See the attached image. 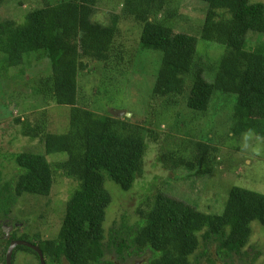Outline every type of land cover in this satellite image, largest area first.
<instances>
[{
    "label": "trees",
    "instance_id": "obj_1",
    "mask_svg": "<svg viewBox=\"0 0 264 264\" xmlns=\"http://www.w3.org/2000/svg\"><path fill=\"white\" fill-rule=\"evenodd\" d=\"M100 1L42 0L40 7L30 8L20 21L0 20V79L2 73L4 79L11 77L14 70L19 77L26 76L35 60L46 61L47 66V75L34 89L43 96L42 109L32 111L31 117L17 116L13 123L31 143L43 142L46 155H68L67 161L52 165L46 155L17 154L15 185L0 188V220L9 218L12 207L23 198L48 197L56 173L79 183L57 237L46 241L40 235H20L15 228L4 240L6 250L0 255L4 264L5 253L15 240L38 246L49 264H121L133 255L146 256L140 264H245L255 223L264 238V194L241 186L230 189L220 213L209 214L158 191L138 207L133 226L123 221L106 235L105 221L112 204L108 181L130 192L144 176L148 145L157 137L148 125L151 113L150 120L137 121L134 116L102 115L79 107L78 76L87 71L83 60L88 58L100 64L94 70L100 74L131 66L134 54L127 56L118 39L121 16L132 18L142 28L140 49L163 55L153 89L155 99L170 104L182 97L189 110L203 114L217 95L226 96L231 105L216 112L227 117L222 125L230 131L226 135L239 138L253 133L264 139V41L247 40L251 33L264 36V1L198 0L206 11L198 28L190 30L176 25L180 14L172 7L173 0H122L121 15L113 13L108 19L101 12L98 17ZM5 2L0 0V8ZM203 41L222 46L219 62L207 60V48L198 50ZM54 104L72 108L66 134L46 130L45 110ZM218 138L206 136L195 142L191 158L173 153L161 162L186 169L190 175L211 176ZM3 236L0 233V243ZM19 253L39 261L35 251L19 246L13 263Z\"/></svg>",
    "mask_w": 264,
    "mask_h": 264
},
{
    "label": "rangeland",
    "instance_id": "obj_2",
    "mask_svg": "<svg viewBox=\"0 0 264 264\" xmlns=\"http://www.w3.org/2000/svg\"><path fill=\"white\" fill-rule=\"evenodd\" d=\"M3 5L0 8V20L20 21L30 8L40 7L42 0H6ZM121 5L122 0H102L98 2L96 12L98 17L101 12L103 15L100 16L108 19L113 13L121 15ZM172 7H176L180 14L176 17L180 21L176 25H182L188 30L198 28V21L206 11L205 4L198 0H173ZM119 29L118 43L123 46L127 56L134 54L131 66L119 67L112 74L108 70L100 74L94 72L100 65L97 61L90 58L83 60L86 66L84 68L88 72H79L78 106L102 115L125 112L134 116L137 121L147 118L150 120L151 113L152 119L148 125L156 133L157 141L148 145L150 151L146 157L144 176L137 180L130 192L125 193L108 181L107 188L112 194V204L105 221L106 235L109 236L110 232L117 230L123 221L129 227L133 226L138 221V207L146 199H153L158 191L204 214L220 213L230 189L235 186L264 194V139L257 138L253 133L239 138L226 135L230 131L227 132L222 125L227 123V117L225 114L223 117L216 113L231 105L226 96L217 95L209 111L203 114L189 110L185 98L182 97L173 99L174 102L170 104L160 98L155 99L153 89L162 64V53L152 49H140L142 28L134 19L121 16ZM247 40L257 43L264 41V36L251 33ZM197 47L199 51H203V47L207 48L204 55L211 62H219L222 58V46L203 41ZM31 63L32 67L26 76L19 77V71L14 70L11 77L4 79L5 75L2 73L0 79V188L7 183L14 187L19 174L14 161L17 154L30 152L46 155L43 142L31 143L22 136L17 124L13 123L17 116L31 117L32 111L40 112L42 109L43 96L35 94L34 89L35 85L38 86L37 81L47 75L46 61L35 60ZM91 69L93 72H90ZM71 111V107L57 104L47 108V132L59 135L68 133ZM206 136L220 139L215 144L219 147V152L214 158L216 165L211 176L190 175L186 169H175L169 164L163 166L161 159L173 153L187 158L194 156L193 144ZM46 158L53 165L67 161L68 155L51 154L46 155ZM56 175L48 197L23 198L12 207L13 213L11 212L9 218H1L0 233L4 232V236L0 243V255L3 253L4 256L5 241L14 233L15 228L20 235H40L46 241L57 237L67 203L78 189L79 183L61 174ZM10 192L13 193V188ZM256 224L259 225L255 223L252 226L253 236L245 250L248 254L245 264H264V238L263 234L261 236V227ZM201 253L202 250L196 256ZM142 256L127 257L121 264H138L146 257ZM195 257L191 258L192 262ZM31 263L37 264L35 257L24 253L17 254L15 264ZM0 264H4L1 256Z\"/></svg>",
    "mask_w": 264,
    "mask_h": 264
},
{
    "label": "water",
    "instance_id": "obj_3",
    "mask_svg": "<svg viewBox=\"0 0 264 264\" xmlns=\"http://www.w3.org/2000/svg\"><path fill=\"white\" fill-rule=\"evenodd\" d=\"M118 117H128L131 118V114H127L125 112L116 113ZM19 246L27 247L29 249H32L33 251L37 252L39 254V257L41 259V264H45L44 257L42 251L39 249V247L34 246L28 242L24 241H13L8 249L7 252V258H6V264H12V257L15 249Z\"/></svg>",
    "mask_w": 264,
    "mask_h": 264
},
{
    "label": "clouds",
    "instance_id": "obj_4",
    "mask_svg": "<svg viewBox=\"0 0 264 264\" xmlns=\"http://www.w3.org/2000/svg\"><path fill=\"white\" fill-rule=\"evenodd\" d=\"M12 236V235H11ZM15 241H20V240H15ZM13 242V241H12ZM11 242V243H12ZM11 245V244H10ZM33 245V244H32ZM35 246V245H34ZM10 247V246H9ZM8 247V249H9ZM38 247V246H37ZM8 249H7V252H8ZM40 249V248H39ZM41 250V249H40ZM37 253V252H36ZM43 253V252H42ZM14 254V253H13ZM38 254V253H37ZM38 257H39V254H38ZM43 257H44V261H45V264H49L47 258L45 257L44 253H43ZM6 258H7V253H6V256H5V263H6ZM12 264H13V257H12ZM37 264H41V259L39 257V261H37Z\"/></svg>",
    "mask_w": 264,
    "mask_h": 264
},
{
    "label": "flooded vegetation",
    "instance_id": "obj_5",
    "mask_svg": "<svg viewBox=\"0 0 264 264\" xmlns=\"http://www.w3.org/2000/svg\"><path fill=\"white\" fill-rule=\"evenodd\" d=\"M11 237V236H10ZM7 253V252H6ZM6 253H5V256H6ZM6 264V263H5ZM13 264H15V262L13 263ZM31 264H34V263H31Z\"/></svg>",
    "mask_w": 264,
    "mask_h": 264
}]
</instances>
